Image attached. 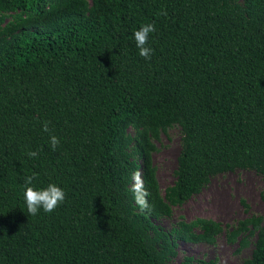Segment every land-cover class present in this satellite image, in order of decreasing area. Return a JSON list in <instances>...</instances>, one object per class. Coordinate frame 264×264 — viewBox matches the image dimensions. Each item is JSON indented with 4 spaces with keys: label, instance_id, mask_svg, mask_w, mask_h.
Returning a JSON list of instances; mask_svg holds the SVG:
<instances>
[{
    "label": "trees",
    "instance_id": "16d2710c",
    "mask_svg": "<svg viewBox=\"0 0 264 264\" xmlns=\"http://www.w3.org/2000/svg\"><path fill=\"white\" fill-rule=\"evenodd\" d=\"M148 23L151 59L133 36ZM172 125L179 149L161 192L151 153ZM234 169L264 181V0H0V264H170L179 240L220 232L238 246L254 235L240 264H264L258 215L155 222ZM33 174L31 186L65 192L51 213L27 212Z\"/></svg>",
    "mask_w": 264,
    "mask_h": 264
},
{
    "label": "rangeland",
    "instance_id": "374dc122",
    "mask_svg": "<svg viewBox=\"0 0 264 264\" xmlns=\"http://www.w3.org/2000/svg\"><path fill=\"white\" fill-rule=\"evenodd\" d=\"M179 128L172 125L161 132L151 153L155 167V178L163 192L173 182V169L179 149ZM133 183V181H132ZM264 189L260 175L250 169H234L211 176L208 181L181 204L171 209L169 217H160L155 222L168 230L177 220H191L195 217L210 218L222 227L233 225L249 215H258L264 223V207L259 192ZM254 235L247 236V243L238 246L237 241H228L223 232L215 236L213 243L178 241L176 254L170 264H176L184 256L193 261L214 259L216 264H240L250 256Z\"/></svg>",
    "mask_w": 264,
    "mask_h": 264
},
{
    "label": "clouds",
    "instance_id": "9594fccd",
    "mask_svg": "<svg viewBox=\"0 0 264 264\" xmlns=\"http://www.w3.org/2000/svg\"><path fill=\"white\" fill-rule=\"evenodd\" d=\"M164 14V13H162ZM156 28L154 24H142L138 30L134 31L133 36L136 43V47L139 49V55L145 59H151L153 49L148 47L149 35L154 33ZM49 122L44 121L42 125V130L44 132H49ZM49 142L53 150L56 149L57 145L60 143L59 138L56 135L50 133ZM27 155L30 158H35L38 156V152L29 151ZM33 176H28L25 178L23 197L26 203L27 212L30 215H36L39 210L43 209L46 213L53 212L65 199V192L61 187L55 183H49L47 187L37 189L32 185ZM133 184L131 190L133 191L134 197L137 203L142 207L146 206V191L143 189L142 179L139 172L133 173L132 176Z\"/></svg>",
    "mask_w": 264,
    "mask_h": 264
}]
</instances>
